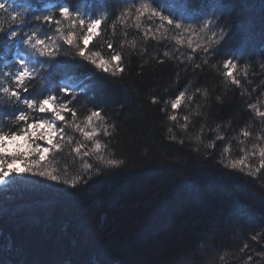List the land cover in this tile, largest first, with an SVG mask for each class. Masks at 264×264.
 Masks as SVG:
<instances>
[{
  "label": "trees",
  "instance_id": "1",
  "mask_svg": "<svg viewBox=\"0 0 264 264\" xmlns=\"http://www.w3.org/2000/svg\"><path fill=\"white\" fill-rule=\"evenodd\" d=\"M0 3V133L20 136L44 120L56 125L40 140L47 152L12 165L40 161L32 171L5 170L0 264H264V0ZM61 6H70V19ZM94 19L101 25L86 55L111 61L108 72L78 54ZM69 32L73 45L64 39ZM25 36L55 42L59 54L40 56L21 43ZM16 56L33 70L21 96L51 93L66 102L60 89L68 87L74 121L67 114L55 121L3 91L20 90ZM228 60L239 86L226 76ZM92 111L102 119L89 126ZM93 128L89 140L84 132Z\"/></svg>",
  "mask_w": 264,
  "mask_h": 264
},
{
  "label": "snow or ice",
  "instance_id": "2",
  "mask_svg": "<svg viewBox=\"0 0 264 264\" xmlns=\"http://www.w3.org/2000/svg\"><path fill=\"white\" fill-rule=\"evenodd\" d=\"M5 8V4L4 3H0V9H4ZM148 9V5H143L141 8V11L143 12L144 10ZM60 14L65 18V19H70V17L72 16V9L70 8V6H61L60 9ZM17 16H13L12 19L16 20ZM43 19L45 21H52V17L51 16H44ZM161 19L167 20L168 24L172 25L174 22L172 19L168 18V17H161ZM55 23H59V21H55ZM80 24H84L83 20L79 21ZM101 25V20L99 19H94L91 23L88 24V29H89V34L87 36L84 37L83 40V44L85 46V42H86V46L89 44V41L98 33L95 31L96 29H98V27ZM207 26V25H206ZM176 28H180L181 25L180 24H175ZM94 29V31H92ZM12 37H16L18 34L13 31L10 34ZM37 40H41L42 43L40 44L39 47H43L44 45H48L44 40L42 39H36L34 36H25L21 43L22 44H26L27 42V46L30 47L31 49L35 50L38 54H39V47L38 48H33L32 46L34 44H36ZM216 43H219V41H215ZM190 43V42H189ZM86 46L85 48H81L79 51V55L81 57H84L86 60H89L93 65H95L97 68L108 72L110 70L109 65L111 63V61L108 60H104V59H99V62L97 61V58L99 57V53H94L92 55H86ZM205 51H207V47L204 49ZM40 55V54H39ZM165 55H167V53H165ZM41 56V55H40ZM43 57H53V56H43ZM112 60L120 62L121 61V56L120 55H114L112 58ZM18 65H19V69L18 71L15 73L14 76V80L16 85L19 86L20 90H16V91H12L8 88H4L3 91L6 94H9L11 97L15 98L17 101H22V103L26 106L27 109H38V111L40 113H49L51 112L54 117H55V121H64L65 120V114L69 115L71 117V119L74 121L77 117V113L72 109V107L70 105H72L73 103V97H72V92L68 87H63L62 89H60V91H62L64 93V98H66V102H57V96L56 95H52L51 93L48 94H44L41 98H27V97H22L21 96V90L22 91H27V85H26V81H30L33 79V70L30 69L28 62L21 57L18 61H17ZM204 63L206 64L207 61H204ZM117 67H119V63H117ZM197 67H199V65H197ZM224 67L226 69H228V71L226 72V76L228 78L231 79V82L237 86L240 85L241 81L238 80L235 76H234V69L236 68V65L233 64V62L231 60H228L225 62ZM119 71L122 73L124 71V69L120 68ZM113 75H115V72L112 73ZM184 99V94L181 93L179 95V97L173 102L172 107L176 108L178 107L181 102ZM54 106V107H53ZM249 107L256 109V105L252 104L249 105ZM258 115H260L261 117H264V112H259L258 111ZM18 119L20 121H26L28 119V116L25 114V112L21 111L20 115L18 116ZM102 119L101 117V113L99 111H92L90 113V115H88L86 117L87 120V124L89 126H91L92 122L94 120H99ZM171 119L175 120L176 117L172 116ZM47 126V133L46 135H48L49 137L52 136V134L56 131V125L53 121L51 120H44L42 123H36V124H32L29 125V128H39L41 126ZM74 127H76L78 130H80L79 125H73ZM64 129H60V132H63ZM25 134L28 133V128L24 129ZM97 135L96 130L93 128L91 131H85L84 132V136L91 140L93 137H95ZM244 136H249L250 133L248 131H244L243 133ZM45 135L41 138L44 139ZM218 139H223L222 137H218ZM49 143H51V138L49 139ZM210 147H214V145L210 144ZM52 147L55 149H60L61 145L59 143H55L52 144ZM81 147H76L75 148V152L79 153L81 151ZM101 148L100 143H96V150L99 151ZM48 149H41L38 153H44L47 152ZM260 155L261 157H264V149L260 150ZM44 159V156H43ZM42 159V160H43ZM101 160L103 161V158L101 157ZM40 161H35V163H33L32 165H30L28 168L26 169H11V171H14L16 173H20V172H30L33 170V167L37 164H39ZM103 163L110 165V166H115V165H120L123 164V161H119V160H107V161H103ZM243 163V161H238V162H233L231 163L230 167L233 169H237L241 164ZM88 167L90 168L91 165H88ZM261 168H264V163L261 164L260 166ZM10 170V169H9ZM259 171V169H257V172ZM40 176H48L50 179L52 180H58L59 177L57 175H54L52 173L46 172V171H39L37 173ZM252 175H256L255 172L251 173ZM8 175V172H3L0 171V181L3 180L4 177H6ZM64 183H68L67 180L64 181ZM72 186L75 188L76 187V182L73 181ZM253 239H256V237H253ZM247 245H245L246 247Z\"/></svg>",
  "mask_w": 264,
  "mask_h": 264
},
{
  "label": "clouds",
  "instance_id": "3",
  "mask_svg": "<svg viewBox=\"0 0 264 264\" xmlns=\"http://www.w3.org/2000/svg\"><path fill=\"white\" fill-rule=\"evenodd\" d=\"M92 31H94V29ZM64 39L66 40L68 45H73L74 40H75V35L73 33L69 32L68 35L66 37H64ZM41 43H42L41 40H37L36 44H34L32 47L38 48ZM25 45H27V42ZM54 45H55V42H53L52 45L48 44V45H44L43 47H39V54L41 56H53V57L58 55L59 53L56 50ZM85 46H86V42H85ZM76 47L79 48V45H76ZM42 127H44V126H41L39 128H42ZM36 129L37 128H31V131H28V133H26L23 136L12 135L11 137H9L7 134L0 133V157H2L5 153H8L12 146H16L18 151H21V150L27 148L28 145L26 142L31 136H34L36 134ZM44 135L45 134H41L40 139ZM30 150L33 152H39L40 148L36 147V148L30 149ZM22 154L26 156L27 152L23 151ZM42 159H43V155L40 156V160H42ZM15 163H16V159L13 158V160L9 164L10 170L12 169V165H14ZM33 163H35V161H33ZM3 164H4V159H0V167H2ZM17 169H20V168H17Z\"/></svg>",
  "mask_w": 264,
  "mask_h": 264
},
{
  "label": "rangeland",
  "instance_id": "4",
  "mask_svg": "<svg viewBox=\"0 0 264 264\" xmlns=\"http://www.w3.org/2000/svg\"><path fill=\"white\" fill-rule=\"evenodd\" d=\"M29 131H31V128L29 129ZM47 133V126L45 125L44 127L42 128H38V130L36 131V134L34 136H31L28 140H27V145L28 147L21 150V151H18L16 146H12L9 150L8 153H5L2 157H0V159H4V164L2 167H0V171H3V172H6L5 170L7 168H9V163H11V161L13 160V158L16 159V162H18L16 164V166L18 167L20 161L18 160L19 158L20 159H25V158H31L37 154H40L38 152H33L31 151L30 149H34L36 147H41L40 146V136L41 134H45V138H48L49 136L46 135ZM25 135V134H23ZM23 135H20V136H23ZM23 143V142H22ZM42 149V148H41ZM23 151H26L27 152V155H23L22 152ZM0 183H2V181H0Z\"/></svg>",
  "mask_w": 264,
  "mask_h": 264
}]
</instances>
